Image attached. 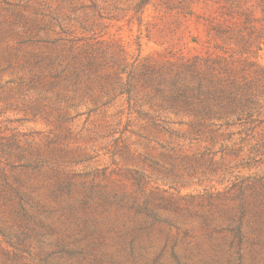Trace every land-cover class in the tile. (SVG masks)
<instances>
[{"label":"rangeland","instance_id":"obj_1","mask_svg":"<svg viewBox=\"0 0 264 264\" xmlns=\"http://www.w3.org/2000/svg\"><path fill=\"white\" fill-rule=\"evenodd\" d=\"M146 1L0 0V168L45 203L54 239H80L85 220L132 224L148 203L181 226L165 225L158 264H178L172 247L180 264H239L227 238L240 225V264H264V41L244 13L259 0ZM184 63L215 73L203 93L182 91L198 81ZM111 237L102 250L125 260ZM159 237L126 264H155Z\"/></svg>","mask_w":264,"mask_h":264},{"label":"trees","instance_id":"obj_2","mask_svg":"<svg viewBox=\"0 0 264 264\" xmlns=\"http://www.w3.org/2000/svg\"><path fill=\"white\" fill-rule=\"evenodd\" d=\"M225 2L226 5L224 7L226 11H230L235 6H240L239 0H225ZM146 3L148 2L144 0L143 4ZM258 10L262 13V16L259 18L253 14ZM244 13L246 24L251 26L249 27V38H253L255 41L258 40L259 44L262 43L264 41V0L253 3L251 8ZM254 21L260 23V26L254 25L252 23ZM246 42L249 43L250 41L246 40ZM207 69L208 72H205L197 68L194 63H184L182 71L191 73L192 79L198 77V81L196 82V87L190 83H185L182 91L184 93H193L194 91L203 93L205 86L200 76L209 73L210 76L215 75L211 71L210 66ZM178 88L180 87L178 86ZM180 91L181 89L178 90V95L182 97ZM3 147H0V157H3L2 154H4ZM22 158H25L23 154ZM19 166L22 169H28L30 163L27 162ZM12 167L16 168V165H12ZM246 202L251 203L248 197L244 195L243 205L241 206L243 210L241 218L246 215L248 206H250ZM44 206L45 203H42L35 197L34 190L30 185L18 176L11 177L6 168H0V251L6 257L4 259L0 258V264H15L14 261L18 262L25 255H28L30 260L24 264H49L51 260H54L56 264H103L104 262H108V260L112 264H126V261L129 260L136 262L138 242L142 241L144 237L151 239L156 232L164 235V237H159L163 239L164 243L160 254L154 260L155 264H158L163 258L172 237L169 230L167 231L165 228V225L177 230L181 228L178 223L167 221L166 219L163 220L157 210L146 203V207L139 210L143 217L136 218L132 224L125 222L119 224V221L113 222L110 219L94 220L93 222L85 220L82 222V225L77 226L78 234H82L80 239L78 237L72 239L70 229L67 234L54 239L51 234L55 231V227L48 224L46 217L42 216L43 213L36 210L37 207ZM69 209L71 211L75 209L73 204H70ZM226 214L232 217L231 211H227ZM261 220L263 222V219ZM256 229L261 234L264 233V225ZM230 232L231 235L230 238H227V242L230 243V250L236 251L237 258L230 256L227 260L232 262L236 259L237 263L240 264L244 258L241 255V248L244 241H246L247 235L242 232L241 225L237 226L236 230ZM111 236H114L117 243L124 246V251L128 248L129 254L125 260L117 257L119 260L117 261L115 254L102 250V247L109 243L108 240L113 239ZM89 238H94L93 244L91 246L83 245V240H88ZM5 245L13 249L14 261H9L8 255L10 252ZM171 255L178 264L181 263V256L175 247L171 248ZM139 256L142 258L141 255Z\"/></svg>","mask_w":264,"mask_h":264}]
</instances>
